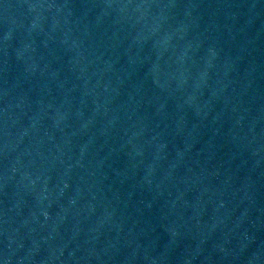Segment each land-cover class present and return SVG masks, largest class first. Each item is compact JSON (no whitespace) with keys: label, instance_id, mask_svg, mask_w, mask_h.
Returning a JSON list of instances; mask_svg holds the SVG:
<instances>
[{"label":"water","instance_id":"obj_1","mask_svg":"<svg viewBox=\"0 0 264 264\" xmlns=\"http://www.w3.org/2000/svg\"><path fill=\"white\" fill-rule=\"evenodd\" d=\"M0 264H264V0H0Z\"/></svg>","mask_w":264,"mask_h":264}]
</instances>
